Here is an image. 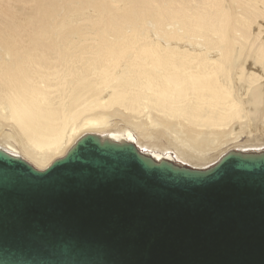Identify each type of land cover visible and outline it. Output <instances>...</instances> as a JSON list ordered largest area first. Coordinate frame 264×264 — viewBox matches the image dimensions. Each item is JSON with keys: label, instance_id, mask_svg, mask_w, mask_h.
Here are the masks:
<instances>
[{"label": "bare ground", "instance_id": "6f19581e", "mask_svg": "<svg viewBox=\"0 0 264 264\" xmlns=\"http://www.w3.org/2000/svg\"><path fill=\"white\" fill-rule=\"evenodd\" d=\"M87 134L194 170L264 153V0H0V148L44 170Z\"/></svg>", "mask_w": 264, "mask_h": 264}, {"label": "water", "instance_id": "95a60500", "mask_svg": "<svg viewBox=\"0 0 264 264\" xmlns=\"http://www.w3.org/2000/svg\"><path fill=\"white\" fill-rule=\"evenodd\" d=\"M0 264H264V153L194 170L87 134L37 170L0 148Z\"/></svg>", "mask_w": 264, "mask_h": 264}, {"label": "rangeland", "instance_id": "374dc122", "mask_svg": "<svg viewBox=\"0 0 264 264\" xmlns=\"http://www.w3.org/2000/svg\"><path fill=\"white\" fill-rule=\"evenodd\" d=\"M112 122H117V121H115V120H112ZM111 122V123H112ZM119 125V126H118ZM117 126L118 127H122L121 126V124L120 123H118L117 124ZM108 128V127H107ZM89 131H93V130H89ZM8 132V131H7ZM11 132V131H10ZM135 135V134H134ZM252 135H254V134H252ZM135 137V136H134ZM248 137V135L247 136H245V134H243V136H241L240 134H239V136L237 137V138H232L231 140H228L226 143H225V145H224V147L223 148H226V147H228V146H230V145H232V144H234V143H236L237 141H239V140H242L241 141V143H238V144H236V145H243V144H249V143H244V141H245V138H247ZM236 139V140H235ZM255 143V142H254ZM257 143H259L258 145L260 146L259 148L260 149H263L264 148V144L261 142H257ZM258 145H251V147L250 146H248V147H246L245 149H249V150H252V149H259V148H257L258 147ZM233 146V145H232ZM232 146H230L229 148H230V150H232L231 149V147ZM235 146V145H234ZM229 148H227L226 150L227 151H230L229 150ZM221 148L220 147H218L215 151H213V152H210V153H208V154H205V155H199V154H197V155H199V156H209V155H211V154H213V153H215V152H217V151H219ZM190 150V149H189ZM192 151V150H191ZM193 152V151H192ZM195 153V152H194ZM57 160V159H56ZM54 161V160H53ZM52 161V162H53ZM34 164H36L38 167H40V168H44V167H46L47 165H45V166H42L41 164H39V163H36L35 161L33 162Z\"/></svg>", "mask_w": 264, "mask_h": 264}]
</instances>
